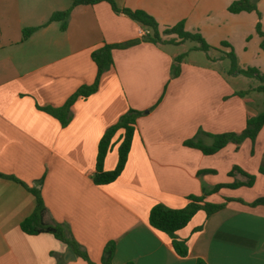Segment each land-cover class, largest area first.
Wrapping results in <instances>:
<instances>
[{
  "label": "crops",
  "instance_id": "crops-1",
  "mask_svg": "<svg viewBox=\"0 0 264 264\" xmlns=\"http://www.w3.org/2000/svg\"><path fill=\"white\" fill-rule=\"evenodd\" d=\"M68 1L0 0V264H87L72 250L75 259L65 262L67 247L50 234L22 232L20 224L35 206L31 188L42 199L45 222L61 226L94 264H100L109 243L114 245L111 264H196L197 259L205 264H264V206L230 202L209 217L198 211L177 232L187 240L185 258L147 222L153 206L181 209L188 196L209 193L210 203L225 198L250 203L264 196L263 190L244 197L238 188L210 193L218 184L246 182L238 172L228 176L234 166L255 176L256 183L247 189L264 186V176L257 172L264 148L249 155L243 152L249 144L245 140L205 156L183 145L199 130L211 135L241 132L246 119L260 113L263 98L254 90L257 86L247 91L232 86L234 79L250 78L228 72L223 77L218 68L232 51L239 68L264 74V52L250 50L261 41L256 24L264 31V0H254L258 15L230 13L228 7L237 0H113L120 9L146 12L160 31L183 22L184 31L198 34L209 46L204 52L208 66L188 63L186 56L175 60L180 54L168 48L187 41L139 42L113 50V66L102 75L97 92L77 99L69 124L62 127L40 108L60 107L80 86L93 82L90 53L103 44L139 41L151 34L105 2L73 8L64 30L59 22L47 23L52 13L69 8ZM24 28L37 29L23 39ZM197 47L190 51L202 52ZM172 69H178L177 76H171ZM239 92L244 95L237 96ZM129 109L150 111L136 121L120 176L95 185L98 142ZM263 135L264 126L255 141ZM121 139L120 130L104 160L106 172L115 167ZM248 158L250 171L241 166Z\"/></svg>",
  "mask_w": 264,
  "mask_h": 264
},
{
  "label": "trees",
  "instance_id": "trees-1",
  "mask_svg": "<svg viewBox=\"0 0 264 264\" xmlns=\"http://www.w3.org/2000/svg\"><path fill=\"white\" fill-rule=\"evenodd\" d=\"M100 2H105L110 6V9L114 13H121L137 22L141 26L151 30L150 35L144 36L141 40L128 41L119 44H103L97 49L90 53V58L95 65V77L91 84L80 86L60 107H43L40 108L43 112L52 116L58 120L62 127L69 124L71 120V106L77 99H86L97 92L100 84L101 77L104 73L109 71L113 66L112 61V51L113 50H124L131 46L138 44L139 42H148L152 44L167 43V44H177L185 41H192L198 44L197 50L202 52H207L209 46L204 42V40L198 34H192L184 31V23L179 22L172 27H167L160 31V28L155 21V19L141 10H130L126 8H118L113 0H72L71 5L64 11H56L52 13L47 21L59 22L60 28L65 29L67 20L69 18L70 12L73 8L77 6H88L94 5ZM228 11L233 14L240 12L251 13L255 12L258 15L256 9V2L254 0H237L233 2L229 7ZM37 28H24L22 30V38L27 39ZM256 34L261 39L260 48L264 51V31L261 29L259 23L255 27ZM163 36H173L168 40H163ZM183 55H179L175 58L177 62H180ZM227 59L230 60V69L228 74L230 75H242L246 78H255L259 81V85L254 89L257 93L262 95L263 106H264V74H261L256 68H239L237 65L236 57L231 51L226 55ZM174 75H178V69H173ZM242 97L244 94L239 92L236 94ZM146 112L136 111L129 109L123 115L119 117L117 122L112 126L108 127L103 135L101 136L95 157V173L93 175V183L98 186L106 185L114 182L122 173L128 154L130 151V146L132 143L133 136L135 134V125L137 119L143 116ZM264 126V111L250 116L246 119L245 129L240 133L230 132L211 135L204 133L199 130L196 132L195 136L187 141L183 142V145L188 148H193L199 150L203 155L210 156L214 155L229 144L239 145L244 140H250L254 143L258 133ZM122 131V139L117 148V161L115 167L112 171H104L103 165L107 153L109 152L112 140L118 131ZM199 135H204L211 139L209 145L204 144L198 137ZM234 172H238L246 178V182H234L232 184H218L216 185L210 193H216L222 188L237 189L240 187L251 188L255 181V176L242 171L240 168L234 166L228 176L233 175ZM258 174L264 176V162L258 167ZM35 199L34 209L29 217L22 221L20 224V229L23 233L27 235H38V234H50L57 241L65 245L67 248L72 250L76 256L80 257L87 264H94L91 262L86 253L81 252L77 249L76 243L67 235L66 231L59 225L47 224L44 220L46 209L43 205L42 199L39 192L36 189H27ZM209 193H205L201 196H188L186 198V205L181 209H171L165 205L157 204L153 206L148 214L147 222L148 225L158 232L164 233L168 236L172 250L174 253L180 257L185 258L188 256L189 250L186 239H181L178 237L177 232L184 228L193 218V216L198 212H204L206 217L222 210L230 202L240 203L246 205L250 208L257 206H264V196L255 199L250 203H245L241 199L225 198L221 203H210L206 201V197ZM114 251L113 243H109L104 248L100 264H111V258ZM196 264H205L201 259H197Z\"/></svg>",
  "mask_w": 264,
  "mask_h": 264
},
{
  "label": "rangeland",
  "instance_id": "rangeland-1",
  "mask_svg": "<svg viewBox=\"0 0 264 264\" xmlns=\"http://www.w3.org/2000/svg\"><path fill=\"white\" fill-rule=\"evenodd\" d=\"M66 2L64 3L65 5L69 4L70 1L68 0H65ZM170 36H167V38H169ZM173 37V36H171ZM251 40V39H250ZM249 40V41H250ZM197 43L196 42H192V41H187L185 42L182 46H173V47H169L168 49L172 52H175L176 54H182L184 57L186 56L187 57V62H193V63H196L197 65L201 66V67H204L205 65L208 66V64H205L206 62V54L204 52H191L190 51V48H192L193 46H195ZM171 45H175V44H171ZM252 45V44H251ZM255 49H260L259 51L261 53H263L264 51L260 48V45L259 47L255 46V48L253 49V47L251 46L250 47V50H255ZM185 52V53H184ZM184 53V54H183ZM250 56L252 57V53H249ZM257 61H260V56H257L256 57ZM221 68H218L219 70V73L220 74H224L223 77L226 76V73L229 71L230 69V60L227 59V60H224V62L222 63V65H220ZM204 68H207V67H204ZM221 70H226V72H223ZM202 73L204 72H200L199 75H202ZM174 75V72H173V69L171 70V76ZM245 78L243 77H239L237 79H234L233 80V83H232V86L234 88H237L238 90H244V91H247L249 90L251 87H255V86H258L260 83L257 79L255 78H250V80H245V82L243 81ZM263 100V99H262ZM263 104V103H262ZM258 110H261L260 112L264 111V106L263 105H259V108ZM250 117V116H249ZM245 129V127H244ZM243 129V130H244ZM242 130V131H243ZM236 133V132H235ZM240 133V132H238ZM264 136V135H263ZM204 144H210L211 142V139L209 137H206L204 135H199L198 137ZM256 140V139H255ZM245 141V140H244ZM248 141V146H246V148H243V152L247 151V154H251V152L253 151L254 153H258V151H261L263 148H264V138L258 140L257 142L254 141V143H251L250 140H247ZM243 142V141H242ZM241 142V143H242ZM240 143V144H241ZM239 144V145H240ZM246 154V155H247ZM241 157V156H239ZM249 161H247L246 163H243L244 165H241L243 169H247L248 171H250V159L248 158ZM263 164V163H262ZM261 165V163H260ZM239 168V167H238ZM234 174H237V172H234ZM255 182V181H254ZM256 183V182H255ZM254 185V183H253ZM254 188V187H253ZM240 189L239 192V195H242L244 197L248 196L250 198H252L253 196H256V194L258 193H261L263 190H264V186L262 184L260 185H256L254 189H247V188H238ZM238 196V195H237ZM241 197V196H239ZM263 197V196H261Z\"/></svg>",
  "mask_w": 264,
  "mask_h": 264
},
{
  "label": "water",
  "instance_id": "water-1",
  "mask_svg": "<svg viewBox=\"0 0 264 264\" xmlns=\"http://www.w3.org/2000/svg\"><path fill=\"white\" fill-rule=\"evenodd\" d=\"M74 259H75L74 254L69 248H67L64 254V261L70 262V261H73Z\"/></svg>",
  "mask_w": 264,
  "mask_h": 264
}]
</instances>
